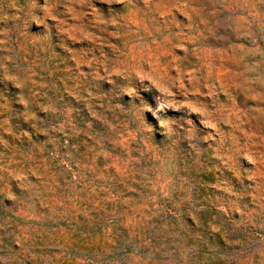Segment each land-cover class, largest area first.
Returning <instances> with one entry per match:
<instances>
[{
  "label": "rangeland",
  "instance_id": "1",
  "mask_svg": "<svg viewBox=\"0 0 264 264\" xmlns=\"http://www.w3.org/2000/svg\"><path fill=\"white\" fill-rule=\"evenodd\" d=\"M0 264H264V0H0Z\"/></svg>",
  "mask_w": 264,
  "mask_h": 264
}]
</instances>
